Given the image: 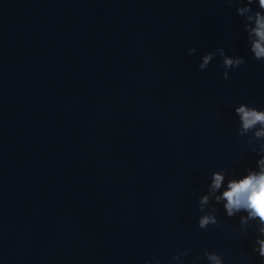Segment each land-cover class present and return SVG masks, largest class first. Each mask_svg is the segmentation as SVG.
Segmentation results:
<instances>
[{"label": "water", "instance_id": "1", "mask_svg": "<svg viewBox=\"0 0 264 264\" xmlns=\"http://www.w3.org/2000/svg\"><path fill=\"white\" fill-rule=\"evenodd\" d=\"M219 46L247 56L228 80L196 67ZM242 99L264 106V62L224 0H0L2 264H258L238 217L196 225L211 171L254 164Z\"/></svg>", "mask_w": 264, "mask_h": 264}, {"label": "clouds", "instance_id": "2", "mask_svg": "<svg viewBox=\"0 0 264 264\" xmlns=\"http://www.w3.org/2000/svg\"><path fill=\"white\" fill-rule=\"evenodd\" d=\"M234 6L240 19V30L244 34L247 52L257 61L264 62V0H224ZM197 52L195 45L186 48L188 55ZM219 57L217 67L220 78L230 79V72L247 61V56L230 54L223 46L200 54L196 67L205 70L210 62ZM237 136L243 138L249 150L255 154L254 164L238 170L222 165L213 169L207 178L205 189L194 193L198 215L196 225L201 229L217 226V212L222 208L223 215L238 217L236 229L251 235V253L264 264V106L242 99L232 105ZM189 249L172 253L167 264H187L184 259ZM203 257V264H226L225 257L216 249L203 246L197 256ZM245 264H250L247 257ZM2 264V261H0ZM143 264H165L159 257L145 258ZM199 264V261L194 262Z\"/></svg>", "mask_w": 264, "mask_h": 264}]
</instances>
